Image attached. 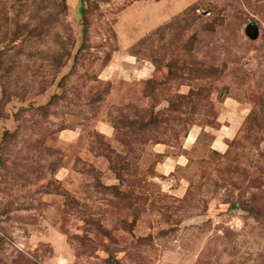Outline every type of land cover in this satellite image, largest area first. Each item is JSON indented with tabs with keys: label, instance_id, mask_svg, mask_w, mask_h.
<instances>
[{
	"label": "rangeland",
	"instance_id": "1",
	"mask_svg": "<svg viewBox=\"0 0 264 264\" xmlns=\"http://www.w3.org/2000/svg\"><path fill=\"white\" fill-rule=\"evenodd\" d=\"M0 264H264V0H0Z\"/></svg>",
	"mask_w": 264,
	"mask_h": 264
},
{
	"label": "crops",
	"instance_id": "2",
	"mask_svg": "<svg viewBox=\"0 0 264 264\" xmlns=\"http://www.w3.org/2000/svg\"><path fill=\"white\" fill-rule=\"evenodd\" d=\"M218 134L219 135H217V138L215 139V144L217 146L224 147L226 145L228 137H226V135H225L226 133L223 130H221Z\"/></svg>",
	"mask_w": 264,
	"mask_h": 264
},
{
	"label": "bare ground",
	"instance_id": "3",
	"mask_svg": "<svg viewBox=\"0 0 264 264\" xmlns=\"http://www.w3.org/2000/svg\"><path fill=\"white\" fill-rule=\"evenodd\" d=\"M109 66V65H108ZM111 68H112V66H111ZM106 73V72H105ZM106 75V74H105ZM192 140V139H191Z\"/></svg>",
	"mask_w": 264,
	"mask_h": 264
}]
</instances>
